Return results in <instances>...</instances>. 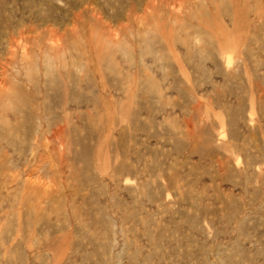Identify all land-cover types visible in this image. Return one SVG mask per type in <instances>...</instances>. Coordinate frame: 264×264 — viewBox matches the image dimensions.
Segmentation results:
<instances>
[{
	"label": "rangeland",
	"instance_id": "rangeland-1",
	"mask_svg": "<svg viewBox=\"0 0 264 264\" xmlns=\"http://www.w3.org/2000/svg\"><path fill=\"white\" fill-rule=\"evenodd\" d=\"M0 264H264V0H0Z\"/></svg>",
	"mask_w": 264,
	"mask_h": 264
},
{
	"label": "bare ground",
	"instance_id": "bare-ground-1",
	"mask_svg": "<svg viewBox=\"0 0 264 264\" xmlns=\"http://www.w3.org/2000/svg\"><path fill=\"white\" fill-rule=\"evenodd\" d=\"M8 93V92H7Z\"/></svg>",
	"mask_w": 264,
	"mask_h": 264
}]
</instances>
